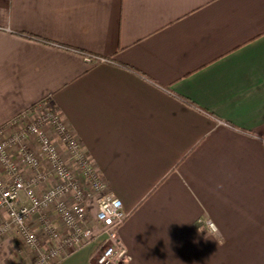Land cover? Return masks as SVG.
<instances>
[{
    "label": "crops",
    "instance_id": "obj_1",
    "mask_svg": "<svg viewBox=\"0 0 264 264\" xmlns=\"http://www.w3.org/2000/svg\"><path fill=\"white\" fill-rule=\"evenodd\" d=\"M42 100L122 200L131 264H264V0H0V127ZM17 238L0 264L30 263Z\"/></svg>",
    "mask_w": 264,
    "mask_h": 264
},
{
    "label": "built area",
    "instance_id": "obj_2",
    "mask_svg": "<svg viewBox=\"0 0 264 264\" xmlns=\"http://www.w3.org/2000/svg\"><path fill=\"white\" fill-rule=\"evenodd\" d=\"M45 108L0 127V168L5 173H0V239L15 234L31 256L29 264H54L94 241V264H131L126 247L114 240L128 216L122 200L109 191L61 113ZM44 185L46 190L41 189ZM95 198L92 224L88 200ZM35 216L37 228L32 224ZM208 226L216 229L211 221Z\"/></svg>",
    "mask_w": 264,
    "mask_h": 264
},
{
    "label": "rangeland",
    "instance_id": "obj_3",
    "mask_svg": "<svg viewBox=\"0 0 264 264\" xmlns=\"http://www.w3.org/2000/svg\"><path fill=\"white\" fill-rule=\"evenodd\" d=\"M34 106H36L35 108H30L28 111V115H33L36 111H37V109L39 108V107H46L43 111H46V110H49V109H55L54 107H52L51 105H50V103H49V101H45L44 100V102H43V100L40 102V103H38V104H36V105H34ZM56 110V109H55ZM28 117V116H27ZM31 120V119H30ZM48 131H49V133H50V135H51V133H52V131H50L49 129H47ZM29 144L35 149V151L38 153V147L35 145V142H33V141H29ZM30 176V175H29ZM88 202H89V206H90V208H91V205H90V203H93V204H95V205H93V207H95V211L97 210V203H96V198L95 199H89L88 200ZM91 210V209H90Z\"/></svg>",
    "mask_w": 264,
    "mask_h": 264
},
{
    "label": "trees",
    "instance_id": "obj_4",
    "mask_svg": "<svg viewBox=\"0 0 264 264\" xmlns=\"http://www.w3.org/2000/svg\"><path fill=\"white\" fill-rule=\"evenodd\" d=\"M43 102H44V100H43ZM36 106H33L32 108H35ZM56 109V108H55Z\"/></svg>",
    "mask_w": 264,
    "mask_h": 264
}]
</instances>
